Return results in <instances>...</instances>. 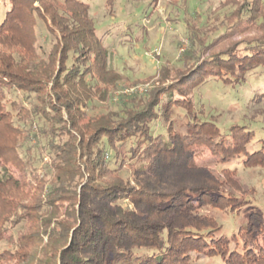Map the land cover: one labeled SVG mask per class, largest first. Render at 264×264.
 Instances as JSON below:
<instances>
[{
  "label": "trees",
  "instance_id": "obj_1",
  "mask_svg": "<svg viewBox=\"0 0 264 264\" xmlns=\"http://www.w3.org/2000/svg\"><path fill=\"white\" fill-rule=\"evenodd\" d=\"M36 1L41 2V8L34 7ZM61 4L68 9L61 12ZM0 5L4 8L1 29L21 26L19 21L25 15L31 19L34 14L43 18L48 35L56 40V50H51L45 71L28 70L29 78L17 73L4 77L11 84L6 88L22 93L32 107L30 111L24 99L11 102V111L17 106L18 112L29 114L24 116V127L36 122L35 162L50 158L51 163L43 179L35 172L39 166L25 169L24 176L37 184L31 187L33 195L30 193L28 202L20 199L15 204L11 202L16 199L14 190L22 192L23 187L8 173L4 162L13 153L23 164L20 154L29 139L26 135L23 143L15 139L9 148L0 144V202L10 206L4 214L0 212V243L9 229L7 224L26 222L30 226L19 235L16 251L29 253L33 264H194L207 256H220L227 264H264V244L260 245L257 235L264 233L263 217L251 214L235 238L218 235L215 220L200 214V209L205 205L231 208L233 197L229 200L219 184L207 179L191 180L190 175V181L184 183L172 176L188 168L211 177L195 162L193 152L199 146H206L224 161L244 158L246 167L264 164V140L261 148L251 149L255 130L233 124L224 131L216 118L206 113L208 105L203 101V107L199 106L195 94L199 89L214 90L220 85L226 87V94V90L242 91L263 83L255 75L264 69V0H248L239 9L246 12L239 24V28H245L241 33L256 27L262 36L228 47L202 63L192 53L186 55L191 54L188 59H195L196 65L164 93L167 137L156 136L150 129V123L158 119L157 110L162 109L158 98L147 108L123 104L122 100L116 114L97 112L106 100H115L118 84H104V91L98 86L107 76L115 75L109 52L113 41L107 40L108 30L99 35L89 3L5 0ZM73 56L77 62L67 66ZM57 57L60 68L56 70ZM5 91L0 88V107ZM258 91L261 89L250 93L248 103L260 102L264 93ZM174 104L186 110V134L177 132L168 120ZM89 109L96 114L89 115ZM5 110L0 108V133L19 138L18 121ZM39 122L45 124L38 126ZM31 153L30 162L34 164ZM140 159L149 161L134 171V185L131 179L117 176L127 164H134L130 160ZM8 190L12 200L4 196ZM120 195L129 198L138 212L120 204L112 206ZM233 240L235 249H231ZM138 250L145 253L138 254ZM10 254L1 255L0 264L7 262Z\"/></svg>",
  "mask_w": 264,
  "mask_h": 264
},
{
  "label": "rangeland",
  "instance_id": "obj_2",
  "mask_svg": "<svg viewBox=\"0 0 264 264\" xmlns=\"http://www.w3.org/2000/svg\"><path fill=\"white\" fill-rule=\"evenodd\" d=\"M83 1L90 4V16L96 22L99 35H104L105 31L108 30L107 40L112 39L113 41L112 45L109 46V52L111 53V69L115 75L114 77L107 76L105 82L98 86L104 91L107 90L105 87L107 83L115 81L118 84V89L113 94L115 100H106L101 105L103 107L97 109V112L116 114L125 103L134 107L147 108L153 100L158 98L160 103L162 102V109L157 110L156 117L158 116V119L150 123V129L156 136L163 134L167 137L168 122L164 117L166 107L164 105L166 96L164 93H167L166 90L173 82L189 74L196 65L195 59H188L191 55L186 56L188 53H192V56L202 63L204 60L228 49V47L249 42L255 36L262 34L256 27L241 33L245 28H239V24L246 12H243L245 11L243 9L239 11V9L248 0ZM250 1L253 2V0ZM3 2L5 0H0V4ZM34 7L41 8V2L36 1ZM59 8H61V12L63 9H68L66 5L62 4ZM3 14L4 8L0 5V26L4 17ZM47 20L52 26L50 19L47 18ZM245 20L247 21V18ZM19 23L21 26L15 24L7 27L6 30L0 28V88L4 87L6 90L4 97H1L0 108L6 107L5 111L10 114L12 120L18 121L17 126L20 132L19 138L17 136L14 138L12 135L3 132L0 133V144L9 148L15 139H19L20 143L25 142V135L29 139V142L25 143L27 147L20 154L23 164L13 157V153H10L8 161L4 162L8 173L19 180L20 187H23L22 192L21 189L19 191L14 190L13 197L16 196V199L13 200L9 196V190L4 192V196L15 204H18L20 199L23 202H28L30 190L37 184V182L34 183L33 180L24 176L25 169L30 171V166H39L35 172L40 179H43L48 173L51 161H49L50 158H46L44 162H35L37 139L34 132L37 126L34 124L36 122L32 126L24 127L26 123L24 116L27 117L29 114L24 115L23 111L18 112L17 106L15 110L11 111L13 108L11 102L16 100L19 103L24 99L25 106L29 107V110L32 107L22 93H16L6 88L10 87L11 84L10 80H5L4 77L9 78L8 74L17 73L23 78H29L27 74H30L31 71L28 72V70L45 71L49 65L51 50L53 53L56 50V40L53 36L48 35V28L42 17L33 14V18L30 19L28 15H25ZM221 38L222 40L219 41ZM58 58L56 70L60 68ZM77 60L75 56L71 57L67 66H71V63L77 62ZM255 78H259L263 82L262 85L247 86L242 91L231 90L228 92L226 90V94H224L226 87L221 88L222 85H220L214 90L199 89L195 93L199 106L202 108L201 102L204 101L208 105L205 107L206 113L216 118L224 131L233 124L247 125L255 130L256 141L251 147L252 150L261 148V141L264 140V96L260 102L254 104L248 102L251 100L250 93L252 91L256 93L257 90L261 89L258 92L264 93V69L257 73ZM109 87L111 88V86ZM235 96L238 100H234ZM33 101L37 103L36 99ZM177 105L172 106L168 120L172 121L171 124L174 125L177 132L186 134L188 133L186 124L189 118L186 115V110L181 105ZM88 113L89 115L96 114L90 109ZM37 124L42 126L45 123L39 122ZM127 147H130L129 144ZM28 153L33 155L34 164L30 162ZM193 156L200 168L211 173L210 178L208 173L191 172L192 170L188 168L179 170L172 176L173 178L176 176L177 182L182 179L181 181H185L184 183L190 181L192 175L191 180L194 178L197 180L207 179L211 184H219L220 190L227 194L228 199L233 197L232 201L229 199V204L233 205L231 208L220 209L205 205L200 209V214L215 220V226L220 229L218 235L235 238L240 227L246 226L253 213L264 219V164L246 167L242 163L244 158L235 159L231 162L224 161L220 157H216L206 146L196 147ZM147 161L149 160H130L134 164L132 166L127 164L117 176H122L125 181L131 179L134 185V171L136 168L146 165ZM168 179L170 180L171 177ZM47 181L49 180L46 179ZM2 202H0L1 213L6 212L10 207L7 203ZM116 204L138 212V209L127 197L120 195L119 199L112 203V206ZM26 224V222L19 225L7 224L9 229L3 233L4 240L0 243V256L9 254V252L12 254L9 255L10 259L3 264H33L29 253L16 251L19 235L26 230L27 226H30V224ZM258 234H260L259 243L263 246L264 233ZM238 240L240 241V238ZM235 246L236 243L233 240L231 249H235ZM142 253L145 251L138 250V254ZM9 256L3 257L8 259ZM113 264L128 263L114 262ZM194 264L227 263L220 256H207L194 262Z\"/></svg>",
  "mask_w": 264,
  "mask_h": 264
}]
</instances>
